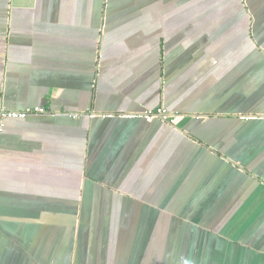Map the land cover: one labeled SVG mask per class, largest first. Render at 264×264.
<instances>
[{
  "label": "crops",
  "instance_id": "1",
  "mask_svg": "<svg viewBox=\"0 0 264 264\" xmlns=\"http://www.w3.org/2000/svg\"><path fill=\"white\" fill-rule=\"evenodd\" d=\"M36 106L0 264H264V0H0V107Z\"/></svg>",
  "mask_w": 264,
  "mask_h": 264
},
{
  "label": "built area",
  "instance_id": "2",
  "mask_svg": "<svg viewBox=\"0 0 264 264\" xmlns=\"http://www.w3.org/2000/svg\"><path fill=\"white\" fill-rule=\"evenodd\" d=\"M46 113V109L42 106H36L32 108H27L25 110H12L0 107V128L4 125L3 120L9 118H21L24 119L29 115H37ZM159 116L161 119L168 120L169 115L166 114L165 110L159 109L156 112H148L145 114L147 120H151L154 117Z\"/></svg>",
  "mask_w": 264,
  "mask_h": 264
},
{
  "label": "rangeland",
  "instance_id": "3",
  "mask_svg": "<svg viewBox=\"0 0 264 264\" xmlns=\"http://www.w3.org/2000/svg\"><path fill=\"white\" fill-rule=\"evenodd\" d=\"M245 14L247 15V17H248L249 20L251 18H253V11H250L249 12L248 10H246ZM249 30H250V28L248 26V28L246 29V32L248 31V36H249ZM252 35H253V29H252ZM249 38H250V40L248 39L247 42L243 43V47H247L249 45V43H252V45H253V36H251V37L249 36ZM249 60L250 61H253L250 58H249ZM242 62H243V60H242Z\"/></svg>",
  "mask_w": 264,
  "mask_h": 264
},
{
  "label": "water",
  "instance_id": "4",
  "mask_svg": "<svg viewBox=\"0 0 264 264\" xmlns=\"http://www.w3.org/2000/svg\"><path fill=\"white\" fill-rule=\"evenodd\" d=\"M241 116H243V117H247V116H249L248 118H250V117H252V116H257V115H241ZM261 117L264 118V115H262Z\"/></svg>",
  "mask_w": 264,
  "mask_h": 264
}]
</instances>
